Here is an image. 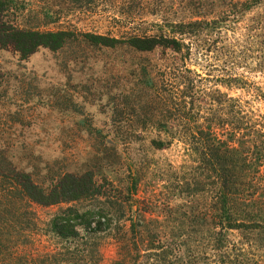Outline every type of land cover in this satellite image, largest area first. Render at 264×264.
I'll use <instances>...</instances> for the list:
<instances>
[{
  "label": "rangeland",
  "instance_id": "obj_1",
  "mask_svg": "<svg viewBox=\"0 0 264 264\" xmlns=\"http://www.w3.org/2000/svg\"><path fill=\"white\" fill-rule=\"evenodd\" d=\"M12 1L19 23L40 25L41 30H72L77 39L59 49L39 48L25 58L12 49H0V155L9 163L0 168L24 171L43 187L66 173L92 175L107 190L113 186L121 192L116 207L110 203L113 198L108 202L104 197L48 207L31 204L35 229L30 242L22 244L25 253L35 256L61 247L49 223L67 206L84 211L120 204L115 209L119 222L98 234L104 264L118 258L116 232L130 229L137 208L143 212L148 204L154 205L145 218L165 221L163 230L174 235V229L184 228L178 221H185L177 211L206 209L208 181L197 169V156L184 139L156 128L159 123L167 122L169 128L176 123L160 111L157 92L162 88L170 96L177 89L188 95L184 79L200 76L194 87L195 111L203 116L210 103L217 110L220 106L205 97L217 90L222 99L232 101H225L223 108L236 104L248 117L238 125L236 136L250 141L244 149L251 147L248 143L258 152L264 148V0H143V8H134L138 16L130 23L120 21L116 12L120 0H110L115 9L91 14L78 10L81 0ZM139 1L133 0L134 5ZM244 1L249 3L244 6ZM153 2L161 5V12H153ZM181 18L215 20V24L194 35H175L189 47L180 53L161 46L152 51L126 44L105 47L90 36L171 35L169 28L159 27ZM84 33L88 36L82 37ZM227 77L239 81L228 86L220 81ZM158 141L164 144L158 146ZM258 169L264 172V160ZM134 187L136 194L127 201V189ZM215 231L220 235L212 238L202 233H187L188 240L183 234L166 236L162 244L170 248L157 264H264L263 230ZM141 262L152 263L145 257Z\"/></svg>",
  "mask_w": 264,
  "mask_h": 264
},
{
  "label": "trees",
  "instance_id": "obj_2",
  "mask_svg": "<svg viewBox=\"0 0 264 264\" xmlns=\"http://www.w3.org/2000/svg\"><path fill=\"white\" fill-rule=\"evenodd\" d=\"M109 2L110 0H81L77 8L80 12L89 14L104 11L102 8L115 9L114 1ZM120 2L122 3H119L116 11L122 16L120 21L133 22L138 16L134 8L141 10L143 0L137 5H134L133 0ZM248 3L249 1L243 2L244 6ZM15 4L12 0H0V49H12L25 58L39 48L59 49L68 41L77 39V33L72 30H41L40 25L33 27L19 23ZM152 6L153 12H161L163 9L155 2ZM195 16L205 17L202 13H195ZM214 21L181 18L173 23L164 22L159 28H169L168 32L171 35L160 33L121 38L97 34L90 36L96 39L98 45L105 47L126 44L137 51H152L155 47L161 46L180 53L182 49L188 51L189 47L175 35L200 33L210 28V24H215ZM81 36L87 37L88 34L84 33ZM229 54L232 53L228 52L226 55ZM178 76L180 78L183 76L181 70ZM197 77L199 79L195 80L183 78L188 95L178 89L175 95L171 96L165 88L157 92L163 116L170 119L174 117L176 123L172 128H169L167 122L159 123L156 128L166 134L172 132L184 139L188 149L197 156V169L203 171L201 174H205L208 181L206 209L196 213L194 210L190 213L185 209L177 211L176 213L180 214L179 218L182 217L187 224L179 220L178 224L184 228L174 229L175 235L171 233L174 231L169 230V235L163 230L165 221L145 218V213L153 212L151 209L155 208L154 205L148 204L143 212L137 208L135 221H130V224L132 223L130 229L122 233L120 229L117 230L116 241L120 243V252L118 258L109 264H139L144 257L152 261L150 264H157L160 255L168 253L170 248L167 247L169 245L164 247L162 244L166 236L173 238L183 234L188 240L187 233H192L194 236L204 234L212 238L220 235L216 233L215 228L264 231V172L258 169V163L264 160V148L258 152L253 149L254 145L248 143L251 147L244 149L245 143L250 141L243 142L236 136H239L238 125L248 120V117L237 109L236 104H228L223 108L225 101H232L226 97L222 99L217 90L215 95L208 93L205 95L208 100L220 106L219 108L216 106L217 110L210 108L213 106L210 103L207 113L203 116L198 110L195 111L193 102L197 98L194 87L202 80L200 76ZM220 81L229 86L231 83L237 84L239 80L227 77ZM167 103L174 105V108H170ZM216 111L219 112L218 115ZM163 144L162 141L156 142L158 146ZM0 159V166L2 163L9 165L4 154L0 155ZM135 192V187L127 189L126 200L133 197ZM118 195H121V192L117 188L110 186L107 190L106 187L97 184L92 175L85 177L66 173L58 182L43 187L24 171L11 169L10 166L0 168V264H104L97 246L100 238L98 234L106 230L112 222H119L120 215L115 214V209L119 210L120 204L114 209L110 205L109 209L96 207L84 211L74 205L61 208L49 223L51 232L62 241L61 247L57 251L35 256L25 253L22 245L30 242L31 233L35 229V214L29 209L31 204L42 207L68 205L82 200H96L99 197L108 199V202L113 198L114 201L111 200L110 203L116 207ZM201 213L204 217L199 216ZM199 221L202 224H199ZM80 231L83 233L80 234ZM171 242L173 241L169 243L172 244Z\"/></svg>",
  "mask_w": 264,
  "mask_h": 264
}]
</instances>
